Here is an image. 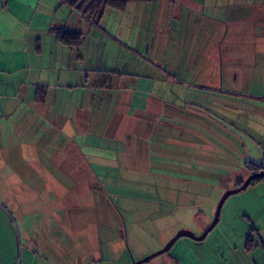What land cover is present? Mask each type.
I'll return each mask as SVG.
<instances>
[{
	"label": "crops",
	"instance_id": "1",
	"mask_svg": "<svg viewBox=\"0 0 264 264\" xmlns=\"http://www.w3.org/2000/svg\"><path fill=\"white\" fill-rule=\"evenodd\" d=\"M82 2L0 0V161L12 170L20 163L23 172H60L71 181L63 187L52 177L56 174L46 183L44 173H35L37 183L30 175L18 183L0 182V201L20 203L25 211L40 202L42 217L48 212L66 221L38 230L39 250L50 255L38 254L24 264L109 260L112 252L99 232L91 242L72 221L109 223V205L97 195L93 165L108 177L120 167L139 165L164 170L172 179L174 174L185 179L177 172L189 170L192 186L205 180L199 173L206 165H214L219 174L207 173L227 188L232 176L231 185L237 181L233 172L246 168L233 155L242 145L236 131L244 130L264 152L257 139L264 141V0H152L129 3L124 10L103 6L96 24L77 7ZM57 29L80 33V44L62 43ZM250 115L261 118L257 125ZM208 138L216 143L207 144ZM35 185L40 189L31 194ZM51 187L53 210L40 196ZM257 188L240 207L256 230L252 249L244 241L251 230L241 213L231 212L210 251L193 239L183 243V256L173 254L179 259L175 263L159 264H264V180L246 189ZM48 234L59 236L51 249L43 244ZM121 252L124 256V246Z\"/></svg>",
	"mask_w": 264,
	"mask_h": 264
},
{
	"label": "rangeland",
	"instance_id": "2",
	"mask_svg": "<svg viewBox=\"0 0 264 264\" xmlns=\"http://www.w3.org/2000/svg\"><path fill=\"white\" fill-rule=\"evenodd\" d=\"M206 96L210 98L212 94ZM207 101L212 102V98L210 100L207 99ZM208 102L205 104L208 105ZM222 108L226 109L225 107ZM204 113L210 118H214L212 111H204ZM248 117L252 118L251 120L255 124L258 120H261L257 115H250ZM1 124L6 127L5 120H2ZM228 125L227 127L230 128ZM231 129L233 130L234 128ZM236 134H238L242 145H238L236 153L233 155H236L235 158L242 165L245 162L246 168L242 167L244 170L233 172V175H238H235L236 178L238 177L235 186L240 181L239 179L243 181L250 174L248 168L254 167L257 164H261L264 167L263 150L258 149L245 136L244 130H241V132L236 131ZM257 139L261 143H264L263 140ZM206 142L207 144L211 142L216 143L215 139L211 140L209 138L206 139ZM7 165H2L0 161V182L3 183L8 181L22 182V180H26V176L30 175L31 182L34 181L37 183V181L43 179L44 182L48 183L52 180V177H54V180L56 177V180H59L65 185L63 187H68L67 185L71 184L70 178L65 177L60 172H35V169L31 172H23L20 170V163H15L13 170L7 167ZM93 167L95 184L100 188V192L97 195H101L100 197L104 200H102L104 205L106 202L109 205V208L107 207L109 223L108 225L98 223L90 224L85 218L73 217L75 213H71L70 215L73 217L72 221L75 223V226L78 229L80 228L86 231L84 233H87L89 241H95L97 239L96 235L99 232L104 244L106 242L108 243L107 246L112 252L109 260L105 259L102 263L98 264H122L124 260L126 262L129 261L128 264H131L132 261L141 259L159 250L173 235L181 230L188 231L196 236L201 234L212 221L216 206L222 194L226 190L235 187L231 185L233 176L230 178V182L228 181L230 184L227 188L219 186L216 175L219 172L217 169H214L217 167L214 165H206L204 170L200 171L199 175L202 176L204 174L205 180L197 186H192L191 182L193 181L190 178L193 177V172H188L189 170L177 172L180 175H184L185 179L176 178L178 176L176 174H174L176 177L172 179L165 176L166 172L164 170H158L156 168L152 170H140V165L136 168H131V170L121 169L120 167V170L113 172L112 176L110 175L109 177L102 175L103 172L97 171L94 165ZM226 168L228 167L223 166V170ZM208 171H212V173L216 172L215 178L208 174ZM35 173L44 174H42L43 177L40 179L34 177ZM59 174H61V177ZM5 176L8 177L7 181L5 180ZM1 177L4 179H1ZM96 186L95 188H97ZM39 189L40 187L35 185L30 192L34 194L33 192ZM50 189V192H44L40 195L46 200V203L43 200L42 203L47 208L51 207L50 205L53 203L50 196L54 190H52V187ZM64 189L67 191L71 190L70 188ZM258 189L253 191L244 189L230 195L221 206L219 213V218L221 215V221L216 223L205 239L196 242L206 251H210V248L213 247L212 244L217 238V232L222 229L224 218H230L229 214L231 212L241 213L240 207L245 203L246 197L249 198L252 194H257ZM43 190H49L48 186L44 185ZM77 197H80L79 194ZM77 200L83 201L81 198H77ZM41 207L43 208V205L40 202H36L25 211L20 203L10 204L0 201V212L4 214H0V264H24L28 260L27 258L33 259V256L37 260L38 254H43V256L50 255V252L39 250L38 245H41V242H38V239L42 238V236L38 233V230L41 227H47L48 224L52 227L60 223V221H62V224H65L66 221L64 219L58 220L53 218V214L49 216L48 212L46 215H43V217L46 216L47 218H43L41 215ZM161 214H165L164 216L167 215V218H158ZM240 217L245 220V226H248V229L251 230L245 237V241L247 237H251L252 232L255 233L256 231L248 224L249 218L247 217H250L249 214L246 216L241 213ZM169 233H172V235H169ZM83 234H78V238H82ZM56 237L59 236L46 235L43 244L48 249H51L52 246H55L56 239L54 238ZM166 237H168L167 241L162 244ZM185 242L190 243L194 242V240L182 236L174 242L168 251L142 264H148L149 262L159 264L162 260L169 259L175 263L179 259L173 254L181 253L180 255L183 256V253H185L183 243ZM123 246L124 256L121 252ZM104 255L106 256V252H104Z\"/></svg>",
	"mask_w": 264,
	"mask_h": 264
},
{
	"label": "trees",
	"instance_id": "3",
	"mask_svg": "<svg viewBox=\"0 0 264 264\" xmlns=\"http://www.w3.org/2000/svg\"><path fill=\"white\" fill-rule=\"evenodd\" d=\"M150 1L152 0H83V2L79 4L77 7L80 9H83V13L84 14L86 13L85 15L90 20V22H92L93 24H96L97 22L96 20L100 16V12L102 9L101 7L103 6L104 7L108 6L116 10H124L129 3H138V2L145 3V2H150ZM55 34L62 43L71 44V45L80 44V40L82 37L80 33L63 31L62 29L55 30ZM260 169H264V167L260 165H254V167L248 168V170H250L249 173L253 171H258ZM263 179L264 177L255 178L251 181L250 185L260 180H263ZM241 183L242 181L240 180L236 186H239ZM245 246L249 250L253 248V242H252L251 237H247Z\"/></svg>",
	"mask_w": 264,
	"mask_h": 264
},
{
	"label": "water",
	"instance_id": "4",
	"mask_svg": "<svg viewBox=\"0 0 264 264\" xmlns=\"http://www.w3.org/2000/svg\"><path fill=\"white\" fill-rule=\"evenodd\" d=\"M258 177H264V169H261L259 171H254L252 172L250 175L247 176V178L245 180L242 181V183L239 185V186H236L232 189H228L226 190L222 196L220 197L219 201H218V204L216 206V209H215V213H214V217L212 219V221L210 222V224L202 231L201 234L199 235H194L188 231H185V230H181L179 232H177L175 235H173L159 250L141 258V259H138V260H134L131 262V264H142V263H145L151 259H153L154 257L168 251L171 246L174 244V242L182 237V236H186V237H189L191 239H194V240H197V241H200V240H203L206 235L210 232V230L216 225L217 221H218V218H219V213H220V209H221V206L223 205L224 201L232 194L234 193H238L244 189H246L251 181L255 178H258Z\"/></svg>",
	"mask_w": 264,
	"mask_h": 264
},
{
	"label": "built area",
	"instance_id": "5",
	"mask_svg": "<svg viewBox=\"0 0 264 264\" xmlns=\"http://www.w3.org/2000/svg\"><path fill=\"white\" fill-rule=\"evenodd\" d=\"M2 2L4 3V2H5V0H2Z\"/></svg>",
	"mask_w": 264,
	"mask_h": 264
},
{
	"label": "flooded vegetation",
	"instance_id": "6",
	"mask_svg": "<svg viewBox=\"0 0 264 264\" xmlns=\"http://www.w3.org/2000/svg\"><path fill=\"white\" fill-rule=\"evenodd\" d=\"M260 170H261V169H260ZM258 171H259V170H258ZM253 172H254V171H253ZM251 173H252V172H251ZM251 173H250V174H251ZM250 174H249V175H250Z\"/></svg>",
	"mask_w": 264,
	"mask_h": 264
}]
</instances>
